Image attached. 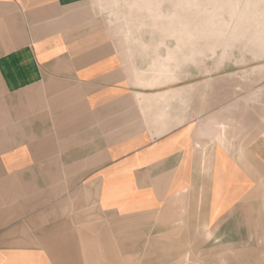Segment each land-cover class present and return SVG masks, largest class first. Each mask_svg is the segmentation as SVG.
I'll list each match as a JSON object with an SVG mask.
<instances>
[{
    "label": "crops",
    "instance_id": "crops-1",
    "mask_svg": "<svg viewBox=\"0 0 264 264\" xmlns=\"http://www.w3.org/2000/svg\"><path fill=\"white\" fill-rule=\"evenodd\" d=\"M119 1L0 0V90L11 96L0 111L16 142L0 154L11 176L0 264H80L85 209L132 217L181 205L215 234L264 188L259 98L225 77L139 62L132 47L157 44L123 37Z\"/></svg>",
    "mask_w": 264,
    "mask_h": 264
},
{
    "label": "rangeland",
    "instance_id": "rangeland-1",
    "mask_svg": "<svg viewBox=\"0 0 264 264\" xmlns=\"http://www.w3.org/2000/svg\"><path fill=\"white\" fill-rule=\"evenodd\" d=\"M133 1L120 0L113 20L124 38L157 44L132 47L139 62L166 63L170 52L181 49V71L225 77L229 90L238 87L246 101L258 97L264 111V0L136 1L147 10ZM184 54L192 60L184 62ZM10 102L11 96L0 90V103ZM13 138L9 113L0 111V154L16 145ZM10 177L0 159V199H10L1 190ZM200 212L179 205L121 217L85 209L78 263L264 264V188L217 225L215 234Z\"/></svg>",
    "mask_w": 264,
    "mask_h": 264
},
{
    "label": "bare ground",
    "instance_id": "bare-ground-1",
    "mask_svg": "<svg viewBox=\"0 0 264 264\" xmlns=\"http://www.w3.org/2000/svg\"><path fill=\"white\" fill-rule=\"evenodd\" d=\"M187 4H189V1L187 2ZM189 9H191V7L189 8ZM190 34V33H189ZM171 35H174L175 36V34H173L172 32H171ZM190 40H191V38H190ZM181 41H183V40H181ZM187 41V40H186ZM189 41V40H188ZM184 43V42H183ZM188 43V42H187ZM185 44H180L179 46H184ZM187 46V45H186ZM181 47H179V49L181 48ZM180 52H182V50L180 49L179 50ZM178 51V52H179ZM176 53H174V51L173 52H170L169 53V55L167 56V59H166V63H171V62H174V63H176V64H178L179 62H180V60H179V58H177V54H179L177 51H175ZM192 53V52H191ZM195 54V53H194ZM193 55V54H192ZM184 62L186 61V62H190L192 59L190 58V56H185V54H184ZM196 62V61H195ZM180 64V63H179ZM179 64L177 65V66H179ZM173 68H175V67H173ZM177 68V67H176ZM175 68V69H176ZM155 70H156V68H155ZM171 70H172V68H171ZM174 70V69H173ZM172 72V71H171ZM175 72V71H174ZM160 76V75H159ZM167 77L169 76L168 74L166 75ZM174 76V75H173ZM152 77V76H151ZM169 77H171V76H169ZM176 77V76H175ZM174 77V78H175ZM173 78V79H174ZM153 79V78H152ZM151 79V80H152ZM170 79V78H169ZM150 80V79H149ZM176 80V79H175ZM160 82V81H159ZM162 83V82H161ZM149 84H151V83H149ZM160 84V83H159ZM163 84V83H162Z\"/></svg>",
    "mask_w": 264,
    "mask_h": 264
}]
</instances>
